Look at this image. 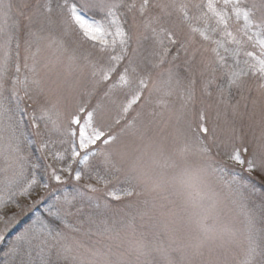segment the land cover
Masks as SVG:
<instances>
[{"label":"rangeland","instance_id":"1","mask_svg":"<svg viewBox=\"0 0 264 264\" xmlns=\"http://www.w3.org/2000/svg\"><path fill=\"white\" fill-rule=\"evenodd\" d=\"M34 3L15 0L13 10L21 26V63L23 33L41 28L44 35L38 57L43 91L34 90L29 98L19 90L24 97L21 107L30 106L31 112L41 103H58L67 116L80 104L92 108L99 103L95 123L114 137L99 145L90 179L78 183L68 176L64 184L52 182L48 191L42 189L23 203L30 205L41 196L51 202L81 190L85 194L79 205L84 211L62 226L65 250L59 260L66 264H264V94L249 81L243 92L233 90L221 99L215 88L208 94L198 65L193 66V85L192 74L183 65L178 70L173 66L170 76L168 63L153 67L146 59L139 75L147 86L139 102L131 103L130 97L141 91L137 75H131L128 86L109 91L127 60L113 73L112 81H100L92 64L105 65L107 54L102 58L75 32L63 35L67 51L55 52L48 43L53 36L60 37L63 28L59 23L50 28L35 16L29 21ZM73 54L77 60L70 63ZM4 94H11L9 84ZM234 105H239L235 111ZM202 124L207 134L201 131ZM236 150L255 167L250 170L236 163ZM48 162L44 160L45 165ZM86 183L96 190L83 188ZM129 189L133 192L126 196ZM29 212L25 209L22 218Z\"/></svg>","mask_w":264,"mask_h":264},{"label":"snow or ice","instance_id":"2","mask_svg":"<svg viewBox=\"0 0 264 264\" xmlns=\"http://www.w3.org/2000/svg\"><path fill=\"white\" fill-rule=\"evenodd\" d=\"M30 7L29 21L35 16L50 28L57 23L63 28V34L48 43L55 52L63 55L67 51L63 35L75 32L102 58L107 54L105 65L92 64L100 81H112L113 73L127 60L109 91L128 86L131 75H137L141 91L130 97L131 103L139 102L147 86L139 75L146 59L153 67L168 63L170 76L173 66L178 70L183 65L192 74L193 85V66L198 65L208 94L215 88L221 99L233 90L243 92L249 81L264 94V0H35ZM14 8L15 0H0V264H58L65 250L62 226L84 211L79 205L85 194L82 190L65 193L39 212L36 208L44 202L43 196L30 205L20 200L30 198L38 188L48 191L52 182L64 184L68 176L78 183L90 179L99 145L114 137L95 123L99 103L92 108L80 104L67 116L58 103H41L31 112L30 106L21 107L24 97L19 90L29 98L32 91H43L38 57L44 35L41 28L23 33L21 63V26ZM68 59L75 63L77 57ZM6 84L11 86L8 96ZM201 131L207 134V126L202 124ZM41 158L50 161L44 167L46 180L38 175ZM233 159L250 170L255 167L239 150ZM83 188L96 190L91 183ZM10 206L21 212L10 211ZM25 209L32 217L12 235Z\"/></svg>","mask_w":264,"mask_h":264},{"label":"trees","instance_id":"3","mask_svg":"<svg viewBox=\"0 0 264 264\" xmlns=\"http://www.w3.org/2000/svg\"><path fill=\"white\" fill-rule=\"evenodd\" d=\"M33 151L35 152V148L33 149ZM35 155L39 156L40 154H39V152H35ZM38 164H39L38 175L41 176V177H44V173H43L44 172V166H45L44 159L41 158L38 161ZM2 180H3V177H0V181H2ZM40 190H42V189L41 188L36 189V191L33 192L32 196L35 195ZM119 191H121V190H119ZM130 192L132 193V189H129V191H127V192H124V194H126V196H127V195L130 194ZM27 201H28V198H21V200H20L21 204H23V203H25ZM51 202H53V201H51ZM51 202L48 199L44 200V202L42 204L37 206L36 211L39 212V210L41 208L45 207L46 204L51 203ZM13 208L16 209L15 206H10L9 210L12 211ZM32 214H33L32 212H29L20 220V223L17 225V227L14 230V232L12 233V235H15V232L19 231L24 226V224L27 223L29 219H31ZM58 264H66V262H64V259H61V260H59Z\"/></svg>","mask_w":264,"mask_h":264}]
</instances>
